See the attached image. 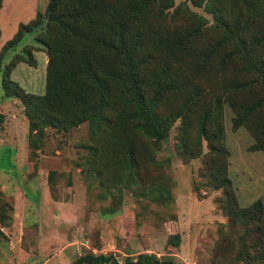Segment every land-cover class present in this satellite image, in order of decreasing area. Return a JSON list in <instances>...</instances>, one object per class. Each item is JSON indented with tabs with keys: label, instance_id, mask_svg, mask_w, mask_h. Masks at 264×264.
I'll use <instances>...</instances> for the list:
<instances>
[{
	"label": "trees",
	"instance_id": "trees-1",
	"mask_svg": "<svg viewBox=\"0 0 264 264\" xmlns=\"http://www.w3.org/2000/svg\"><path fill=\"white\" fill-rule=\"evenodd\" d=\"M188 1L211 23L186 1L49 0L46 26L34 38L47 54L44 93H26L9 79L18 62L35 64L33 47L24 45L16 61L3 63L7 52L42 24L37 17L20 24L0 50L2 98L21 102L31 134L42 137L46 128L68 132L87 124L86 147L98 175L103 159L114 155L121 162L114 168L117 176L126 167L141 180V162L155 159L176 122L186 156L195 158L202 141L220 153L213 143L222 116L212 103L227 104L235 112L234 128L259 121L250 132L264 138V0ZM243 93L253 98L244 103L234 99ZM3 119L0 112V133ZM257 149L264 151V140ZM225 183L222 179L219 187ZM236 207L230 205L228 217H240ZM242 210L247 214L241 217H262L261 203ZM11 211L1 203L0 225L10 223ZM262 230L252 231L260 235L255 239L251 234L255 247L249 262L264 263ZM180 241L179 234L168 240L174 247ZM72 264L175 263L147 253L123 262L86 253Z\"/></svg>",
	"mask_w": 264,
	"mask_h": 264
},
{
	"label": "rangeland",
	"instance_id": "rangeland-1",
	"mask_svg": "<svg viewBox=\"0 0 264 264\" xmlns=\"http://www.w3.org/2000/svg\"><path fill=\"white\" fill-rule=\"evenodd\" d=\"M185 1L211 23L188 0L175 4ZM48 3L0 1V50L20 24L41 20L3 59L16 61L24 45L33 47L35 64L18 62L9 79L36 96L44 93L47 54L34 38L46 26ZM252 98L234 97L240 103ZM212 107L222 116L213 143L221 152L212 153L202 141L199 154L189 158L176 137V122L155 159L141 162L138 181L130 168L115 174L121 162L114 155L103 159L98 175L86 147L87 124L68 132L46 128L42 137L29 133L24 106L2 98L0 78V205L12 210L10 223L0 225V264H72L86 253L120 262L147 253L175 264H258L248 258H254L253 229L261 227L264 238V151L257 149L264 138L250 132L259 121L234 128L235 112L227 104ZM217 179H226L224 187ZM256 203L262 206L259 221L241 217L247 214L242 209ZM231 204L240 217H228ZM174 234L181 239L177 247L168 242Z\"/></svg>",
	"mask_w": 264,
	"mask_h": 264
}]
</instances>
